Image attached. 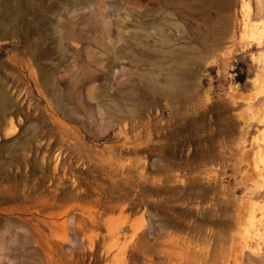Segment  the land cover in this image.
Masks as SVG:
<instances>
[{"label": "rangeland", "instance_id": "rangeland-1", "mask_svg": "<svg viewBox=\"0 0 264 264\" xmlns=\"http://www.w3.org/2000/svg\"><path fill=\"white\" fill-rule=\"evenodd\" d=\"M263 26L264 0H0V264H264Z\"/></svg>", "mask_w": 264, "mask_h": 264}, {"label": "bare ground", "instance_id": "bare-ground-1", "mask_svg": "<svg viewBox=\"0 0 264 264\" xmlns=\"http://www.w3.org/2000/svg\"><path fill=\"white\" fill-rule=\"evenodd\" d=\"M247 7V6H246ZM262 7V6H261ZM243 21H245V20H243ZM253 24V23H252ZM250 26H251V24H250ZM264 27V26H263ZM257 28H258V25H252V30L253 31H256L257 30ZM247 33V32H246ZM261 44V43H260Z\"/></svg>", "mask_w": 264, "mask_h": 264}]
</instances>
